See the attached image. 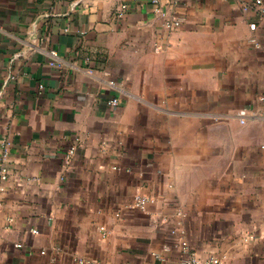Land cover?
<instances>
[{"label": "crops", "instance_id": "0c3cea01", "mask_svg": "<svg viewBox=\"0 0 264 264\" xmlns=\"http://www.w3.org/2000/svg\"><path fill=\"white\" fill-rule=\"evenodd\" d=\"M153 1L0 0V264H183L178 209L200 256L264 264V17Z\"/></svg>", "mask_w": 264, "mask_h": 264}, {"label": "built area", "instance_id": "2783aa9c", "mask_svg": "<svg viewBox=\"0 0 264 264\" xmlns=\"http://www.w3.org/2000/svg\"><path fill=\"white\" fill-rule=\"evenodd\" d=\"M155 6V11L163 17V26L167 29H173L178 25L179 22L177 20L168 18L167 13H165L162 8L159 6V0L153 1ZM243 7L247 9L255 10L260 16L264 17V1L263 0H241ZM127 9V5L123 4L121 11L118 15L121 17L124 15V10ZM250 28L252 31L257 29V23L251 22ZM250 41L256 45H260V42L255 34L250 37ZM161 48V47H158ZM159 50V49H158ZM51 56L55 59L58 57V52L55 49L49 51ZM94 68H90L89 72L93 74ZM109 85L113 89L124 90L121 86L120 82L114 78L109 80ZM109 104L117 105L118 98H112L109 100ZM237 116L241 119L243 123L246 122L248 118V112L246 109H241ZM78 141V139H77ZM76 141L75 145H73L66 154V161L69 162L72 159V156L76 153L78 142ZM8 155V144L5 142L3 154L0 157V204H1V196L5 190V182L9 179L11 174V169L9 167L8 162L6 161V157ZM153 198L148 194H138L134 198V205L145 208L147 204L152 201ZM120 215V212L117 213ZM185 216V212L182 209H178L175 217L180 218L179 220H173L174 226L169 230L168 237L166 242L163 244L164 251H177L181 255V261L183 264H221V258L216 254H210L207 257H202L198 254L197 250L192 246V243L188 237L186 230L183 228L182 218ZM104 233L107 234L106 228L102 226ZM35 232L37 230H34ZM256 236L254 233H247L243 240L245 243H248L252 240H255ZM156 256L163 258L164 255L162 253L156 254ZM79 264H103L101 261L93 260L91 258H78Z\"/></svg>", "mask_w": 264, "mask_h": 264}]
</instances>
